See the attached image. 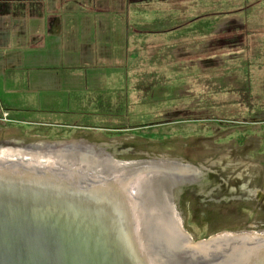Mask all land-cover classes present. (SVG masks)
<instances>
[{
	"label": "rangeland",
	"instance_id": "obj_1",
	"mask_svg": "<svg viewBox=\"0 0 264 264\" xmlns=\"http://www.w3.org/2000/svg\"><path fill=\"white\" fill-rule=\"evenodd\" d=\"M95 1L100 11L85 12L88 0H78L75 13L98 17L85 22L98 26L94 36L79 39L87 32L81 27L70 44L60 38L49 48L57 53L52 55L72 58L73 63L62 70L41 67L47 73L42 82L68 87L58 95L60 104L45 100L51 95L39 99L33 89L27 94V100L47 102L43 109L58 105L87 118L80 123L55 116L43 122L14 118V126L0 121V151L16 153L27 144L65 139L105 145L103 152L118 161L187 164L201 174L197 185L179 187L175 203L195 241L226 233L264 234V0H144L150 5L126 6L121 12L112 10V0ZM56 5L60 13L55 14L63 19L68 5L63 0ZM28 11L6 15L11 19L8 29L17 34L22 28L15 22L24 27L27 19L32 23ZM233 25L232 34H225ZM242 25L244 37L233 49L229 42L239 36ZM220 38L227 47L212 46ZM13 64L22 61L0 59V72ZM58 70L65 77L58 76ZM25 74L19 69L8 80L24 84ZM70 97L72 107L66 108ZM34 106L32 111L37 110ZM75 122L83 130H73ZM31 123L44 124L46 132ZM91 123L106 130L88 131L81 125Z\"/></svg>",
	"mask_w": 264,
	"mask_h": 264
},
{
	"label": "water",
	"instance_id": "obj_2",
	"mask_svg": "<svg viewBox=\"0 0 264 264\" xmlns=\"http://www.w3.org/2000/svg\"><path fill=\"white\" fill-rule=\"evenodd\" d=\"M75 150L80 162L64 154L71 151L67 148L48 159L14 153L0 158V264H264V257H245L264 244V234L195 241L186 232L173 193L187 180L158 163L201 174L196 167L165 160L124 162ZM93 159V166L86 164ZM101 159L121 171L108 172ZM143 172L146 177L136 181ZM117 186H126L136 212L123 205L122 195L114 198L108 188ZM152 205L165 206L173 218L181 240L175 249L152 246L155 234L145 231L139 210ZM241 244L245 250H237Z\"/></svg>",
	"mask_w": 264,
	"mask_h": 264
},
{
	"label": "flooded vegetation",
	"instance_id": "obj_3",
	"mask_svg": "<svg viewBox=\"0 0 264 264\" xmlns=\"http://www.w3.org/2000/svg\"><path fill=\"white\" fill-rule=\"evenodd\" d=\"M43 0H0V20L4 21L5 23L10 22L11 19H6V15L11 14V12H14L16 14V12H18V10H22L23 13L27 12V9H29L28 12H30L31 17H33L32 13H35L34 15V20H40L42 18H46V21H48L49 23H54L58 18L63 20V21H69V22H73V25L79 24L80 27L87 29L83 30V32H85L84 34H82L80 36L79 39L83 38V37H87L92 34V36H94V32H95V28L98 26L96 25V27L94 26L95 23L93 24H87L85 22H89L92 23L93 21L90 22V20H92L93 18L95 20L98 19V17L96 18L95 15L94 16H90L87 15V18L85 13L81 16L78 17L77 15H75L76 12H79L80 9V2H77L78 0H63L64 4H67V8H66V13H64L63 11V19L61 18V16L59 14H55V13H60L59 9L57 8L56 2L59 0H47L46 4H44L42 2ZM89 4L85 5V12H87L88 10H92V11H100V7L99 3L97 4L95 0H88ZM113 3V9L116 12H121V11H126V6H130L133 7V5L135 6V4L137 6L143 7L144 5L148 6L150 4H146V2L144 0H112ZM50 13L52 15H50ZM3 15H4V19H3ZM76 16V18H75ZM90 17H92V19H89ZM101 22V21H99ZM104 22V21H102ZM97 23V22H96ZM234 26V25H233ZM230 26V27H233ZM226 31H229V28ZM109 28V27H108ZM94 29V30H93ZM231 29V28H230ZM232 30V29H231ZM69 37H68V43L70 44V41H74L75 38H77L74 34V31H69ZM87 34V35H86ZM91 41V39H90ZM74 43V42H73ZM230 43H238V41H230ZM208 45L210 46V44L208 43ZM236 45V44H235ZM234 45V46H235ZM233 46V47H234ZM207 48V47H206ZM235 48V47H234ZM233 48V49H234ZM53 51L51 52H45L42 54H37V55H33L32 58L30 57V59H27V62L23 63L21 66L22 68H24V70L27 72V84H10L12 85V87H17L18 90L17 91H21L23 94H25V92H27V94H29L28 92L33 89L36 90L37 88L40 89L41 91L38 92V98L40 99L41 94H45V95H51V97L46 96V101H49L48 103L50 104H55L57 103L55 99V95L56 93H62L64 91L62 90H68V87H63V85H55L53 86V84L50 83H46V82H42L44 81V76L47 75L46 71H44L41 67H51V68H60L61 70L63 68H67L68 66H70L71 63H73L70 59L72 58H68V57H56L54 55H57V53H53L54 55H52ZM101 53V50L98 52ZM207 53V51L205 52ZM96 56L98 57L99 60L104 59V57H99V54H96ZM217 56V55H215ZM214 56V57H215ZM29 57V56H28ZM42 61V63H41ZM75 64V63H74ZM14 65V64H13ZM94 70L101 71V70H107V68H102V69H96V68H92ZM44 72H41V71ZM2 73V71L0 72V74ZM13 73V72H12ZM12 73H10V75H13ZM95 74V73H93ZM57 75L60 77H65L64 75H62L59 70L57 72ZM80 84V82L78 83ZM77 84V85H78ZM0 87L3 89H6L8 87L7 82H4L2 80ZM25 87H27V89L25 90ZM76 87V86H74ZM66 93V92H65ZM69 94V93H68ZM38 98H36V100H32V101H27L26 107H24V109H20V110H10L11 106H9V104L7 105V103L5 101L0 100V117H1V113H2V118H0V121H3L2 124H4V126H9V124L12 122H15L13 119L14 118H22V119H26L27 118H33L34 120L38 119V121H42V119H45L46 117H63L64 121H68L70 118H76V120L80 123L81 122V118H87V117H81L79 116L77 113H75V111H72L70 109H66L64 111L60 110L59 106L56 105L55 107L52 106H45L46 108H52L51 110H46L43 109L44 108V103L47 102H43L41 100H38ZM32 104H35V108L37 110H33L32 111ZM60 104V103H57ZM66 104L67 107L66 108H71L72 104H71V99L69 98V100H66ZM71 105V107H70ZM2 108L7 109V115H4V113L2 112ZM54 108V110H53ZM2 109V110H1ZM53 110V111H52ZM4 111V110H3ZM46 111H50V112H46ZM13 113H15L14 116ZM22 114L23 116L18 117L16 114ZM13 116V117H12ZM43 122V121H42ZM27 125V122H24ZM13 125V124H12ZM31 125H37L39 126V130L41 131H45L46 129L41 128V127H47L44 124L40 125L38 123H31ZM83 127H88V131H92L93 129H104L106 127H96L93 123L90 124H81ZM14 126V125H13ZM107 126V125H106ZM73 130L76 131H80L83 130V128H80L78 126V124L75 122V124H73L72 126ZM72 130V131H73ZM71 134V133H70ZM61 139H55L53 142H38L35 144H27L23 147H20L19 149L21 151H15L13 152L12 149H6V150H10L12 151L14 154L17 155H24L26 154L25 157H31V158H36L39 157L41 159H48L50 157H52V155H50V153H57L60 152L62 150H64L65 148H67V146L76 143L75 146H77L76 149L79 150H87L93 154H96L99 157H114V155L108 153V152H103L102 148L103 146L106 148L105 145H95L89 142H84V141H69V140H65L63 139V141H60ZM13 144V143H12ZM22 144V143H21ZM12 146V145H10ZM3 151V150H1ZM5 151V150H4ZM25 151V152H24ZM39 155V156H36ZM200 176V175H199ZM198 177V176H197ZM199 179H195V181L193 183L190 184H196L198 183ZM181 191H179V187L174 190V201L176 202L175 198H176V194L179 193Z\"/></svg>",
	"mask_w": 264,
	"mask_h": 264
},
{
	"label": "crops",
	"instance_id": "obj_4",
	"mask_svg": "<svg viewBox=\"0 0 264 264\" xmlns=\"http://www.w3.org/2000/svg\"><path fill=\"white\" fill-rule=\"evenodd\" d=\"M28 13L30 14V12ZM34 18V16L29 18L32 19V23H30L31 21L27 19V32L24 31L26 26L24 27L23 25H19L18 22H15V26L22 28V30H18L17 34H15L11 29H8L10 28V23L8 24L0 20L1 61L10 59V57H14V59H19L22 61L23 64L27 62V59H30V57L32 58L33 55L42 54L48 50L51 52L49 48L53 49V45L51 46V44H53L52 42H60V38L68 39L69 31H74L76 37L80 35L79 28L81 27L79 24L73 25V22L63 21L59 18L54 23H49L46 21V18H42L39 21L34 20ZM15 26L13 28H17ZM13 43H16V45L13 46ZM22 43H27V46L21 45ZM18 56L21 58H18ZM22 64H14L12 67H7L0 74V84L3 80L4 82H7L8 85L6 89L0 87V100L5 101L7 105L9 104V106L14 107L17 110L24 109V107H26L28 101L27 92H25V94H19L20 92L13 89L12 85H10L16 84V82L10 81L8 78H10V73L12 72V77L14 78L19 69H22V67H20ZM23 80L24 84H27V74H25V78H23ZM26 89L27 87H25V90ZM34 91H37L38 93L41 90L37 88ZM62 91L67 92L68 90ZM61 94L56 93L55 99H57L58 95L60 96ZM68 100L69 98L67 101ZM29 101L32 100L29 99Z\"/></svg>",
	"mask_w": 264,
	"mask_h": 264
},
{
	"label": "bare ground",
	"instance_id": "obj_5",
	"mask_svg": "<svg viewBox=\"0 0 264 264\" xmlns=\"http://www.w3.org/2000/svg\"><path fill=\"white\" fill-rule=\"evenodd\" d=\"M68 150L71 151H67L68 154H66V156H70L73 157L76 162L77 160H79L78 162H80V158H78L76 156V150H74L73 146L72 147H67ZM65 150V149H64ZM25 152V151H24ZM76 153V154H74ZM10 154H13L12 151L10 150H3L0 151V158L3 157H7ZM62 154V153H59ZM52 155V154H51ZM39 156V155H38ZM58 156V155H56ZM66 156L61 157V160L64 158H67ZM38 158V157H37ZM94 160V159H93ZM93 160H87L86 164L89 166H93L95 163H97L95 160V162ZM99 164L101 166H104V168L108 171V172H119V170L116 169V167H114L112 164H110L108 162V160H101L99 162ZM145 164H149L152 165L154 163H140V165H145ZM159 165H162V167L164 168H168L169 171L173 172V174H177L178 176H174L176 178H179V175L181 177H183L182 179L187 180L186 183L190 184L192 183V181L194 180V178L196 177V175H199V173L197 174V172L188 169V170H179L178 165H173V164H166V163H158ZM121 171V170H120ZM150 172H157V171H150ZM199 172V171H198ZM146 172H143L139 174V176L135 179L136 181H140L141 177H146ZM160 175V174H159ZM185 177V178H184ZM183 180V181H184ZM140 184V182H139ZM109 190L112 189V192L115 193L114 198H118V194L122 195L123 197H125V201L120 198V200L123 202V205H127L128 208H130L131 210L135 209V203L136 202H132V200L130 199V197L127 195L126 192V186L122 187V186H117L114 188H108ZM155 204V203H154ZM140 218L142 219V221L144 222L143 224L145 225V231L146 232H153V234H155L154 236L156 237L155 239V243L152 244V246H156L157 248H161V245H164L166 243L167 246H171L173 247V249H175L176 244L180 245V238L178 236V232H177V228H176V224L173 220V218H170V214H168L167 209L165 206H157V205H152L150 208L147 207H140ZM136 212V209L134 210ZM143 216V217H142ZM146 236H144L143 238H145ZM264 239L262 238L261 241H263ZM145 242L143 239H141V241H139V245L140 246H144ZM242 244L241 246L237 247V250H245V247L242 248ZM258 250L255 252V250L253 251H248L245 255L246 258H248L247 256H251L252 254L255 255L256 257H264V244H259L258 246ZM236 249V248H235ZM203 253H208V251H204L202 250Z\"/></svg>",
	"mask_w": 264,
	"mask_h": 264
},
{
	"label": "trees",
	"instance_id": "obj_6",
	"mask_svg": "<svg viewBox=\"0 0 264 264\" xmlns=\"http://www.w3.org/2000/svg\"><path fill=\"white\" fill-rule=\"evenodd\" d=\"M231 29H235V26H233V27H230ZM237 28H238V30L239 29H241V28H239L238 26H237ZM245 27L242 25V30H241V32H240V34L238 33L237 35H239L238 37H236L234 40L235 41H240L243 37H244V31H243V29H244ZM225 34H232V31H229V32H226ZM243 34V35H242ZM225 38H227V37H225ZM225 38H220V39H215V40H213L212 41V46L213 47H218V48H225V47H227V46H225V44H227V41L225 40ZM211 44V43H210ZM224 44V45H223ZM232 43H230L229 42V45H231ZM236 43H234L232 46H231V48H233V46L235 45Z\"/></svg>",
	"mask_w": 264,
	"mask_h": 264
}]
</instances>
